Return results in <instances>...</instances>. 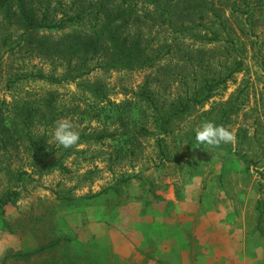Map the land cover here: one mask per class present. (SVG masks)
Returning a JSON list of instances; mask_svg holds the SVG:
<instances>
[{"label": "rangeland", "instance_id": "rangeland-1", "mask_svg": "<svg viewBox=\"0 0 264 264\" xmlns=\"http://www.w3.org/2000/svg\"><path fill=\"white\" fill-rule=\"evenodd\" d=\"M89 1L22 0L33 24L61 22L35 30L38 36L80 28L62 10L74 14ZM176 9L160 26L154 15L144 18L141 37L152 54L176 38L191 55L166 53L153 67L97 68L53 83L37 74L61 77L66 62L23 36L19 0H0V121L14 134L0 132V264H119L111 241L120 242L122 234L140 238L136 230L151 231L158 217L183 211L209 213V227L232 216L234 229H247L246 253L256 244L264 256V0H203L196 9L204 18L183 5ZM187 17L219 30L221 41L182 32ZM202 34L212 36L206 29ZM85 84H101L104 97ZM143 89L165 108L196 90L210 98L164 133ZM16 104L32 113L28 125ZM60 119L89 139L68 149L56 145L51 136ZM207 121L229 128L234 141L197 146L195 129ZM41 246L34 255H18Z\"/></svg>", "mask_w": 264, "mask_h": 264}, {"label": "trees", "instance_id": "trees-1", "mask_svg": "<svg viewBox=\"0 0 264 264\" xmlns=\"http://www.w3.org/2000/svg\"><path fill=\"white\" fill-rule=\"evenodd\" d=\"M203 0H90L88 4H82L77 6V10L74 14L68 13L62 10L64 15L69 16L68 20L77 23L78 26L73 27L68 32H63L58 36L47 35L38 36L35 30H39L42 27L59 28L61 22H55V24H47L44 20L40 24H33V19L30 15L26 14L24 4L22 0H19L20 18L25 19V30L23 36L26 35L30 44H36V48L47 51L48 55L53 52L56 57L66 62V71L61 77H55L53 75H45L43 73L37 74L38 77L44 78L53 83H61L66 80L74 81L78 78L90 73L97 68H128L131 70L153 67L157 64L162 55L166 53H173L176 51H184L185 54L191 55L193 50H184L182 43L178 39H174L168 44H160L155 54L150 51V44L143 41L141 37V26L144 23V18L153 20L159 26L167 20L168 15L176 13V7L188 9V13L198 12V18L203 16V12L196 9L197 2ZM146 6V14L141 15L139 13L140 6ZM152 7V8H150ZM10 10H7L9 15ZM47 17V12L44 14ZM188 15V14H187ZM185 15V17L187 16ZM44 18V19H45ZM90 20L89 25L86 24V20ZM188 19L191 24H187L185 21ZM182 20L180 24L182 32L193 31V35L196 39L203 41L208 40L210 42L221 41V32L208 26L204 21H199L195 24V20H191L190 17ZM63 21V20H61ZM195 24V25H194ZM223 28V24L220 25ZM206 29L212 34H202V30ZM167 48V50H163ZM241 63V62H240ZM238 62V67L240 66ZM239 69V68H238ZM209 81V80H207ZM87 90L97 95L98 97H104V88L101 84H85ZM203 90H196L194 94H189L186 97H181L177 102L173 101L170 108L160 106L154 96L148 89H143L140 92L144 96V101L148 107L152 109V117L154 122L164 133H169L173 129L174 120L181 117L182 114L190 111L193 105L202 104L210 98V94L202 96ZM16 115H20L24 125H28V122L32 118V113L27 112L26 108L17 109ZM1 111V108H0ZM9 128H6L3 120L0 121V132H3L6 136L12 137L14 134L9 133ZM15 131L22 136L30 138L32 145L33 138H31L28 132H23L18 125L15 127ZM7 137V138H8ZM86 137L85 133L80 134V138ZM105 137L104 134L95 136L97 139ZM89 139V138H88ZM81 141V139L79 140ZM13 193H17L16 191ZM12 195L1 199L2 206L11 201ZM264 220V212L259 216V227H262L261 222ZM262 229V228H261ZM55 244V243H54ZM53 244V245H54ZM46 246H41L37 249L28 250L18 253V255L27 257L34 255L35 253L45 249Z\"/></svg>", "mask_w": 264, "mask_h": 264}, {"label": "crops", "instance_id": "crops-1", "mask_svg": "<svg viewBox=\"0 0 264 264\" xmlns=\"http://www.w3.org/2000/svg\"><path fill=\"white\" fill-rule=\"evenodd\" d=\"M208 214H164L153 222L158 227L136 230L140 238L122 234L120 242L111 241V252L119 255V264H259L264 257L260 246L254 244L246 253V228L234 229L228 215L223 217L226 225L216 222L209 227Z\"/></svg>", "mask_w": 264, "mask_h": 264}, {"label": "clouds", "instance_id": "clouds-1", "mask_svg": "<svg viewBox=\"0 0 264 264\" xmlns=\"http://www.w3.org/2000/svg\"><path fill=\"white\" fill-rule=\"evenodd\" d=\"M51 139L56 145L68 149L78 144L80 133L76 130L72 121L60 119L55 122ZM234 139L233 131L211 121L203 122L195 129V142L197 146L218 147L221 144L231 143Z\"/></svg>", "mask_w": 264, "mask_h": 264}]
</instances>
